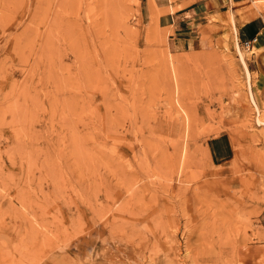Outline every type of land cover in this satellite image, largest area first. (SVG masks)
<instances>
[{
    "label": "rangeland",
    "instance_id": "374dc122",
    "mask_svg": "<svg viewBox=\"0 0 264 264\" xmlns=\"http://www.w3.org/2000/svg\"><path fill=\"white\" fill-rule=\"evenodd\" d=\"M255 17L175 54L143 0H0V264H264Z\"/></svg>",
    "mask_w": 264,
    "mask_h": 264
},
{
    "label": "crops",
    "instance_id": "0c3cea01",
    "mask_svg": "<svg viewBox=\"0 0 264 264\" xmlns=\"http://www.w3.org/2000/svg\"><path fill=\"white\" fill-rule=\"evenodd\" d=\"M232 0H143L145 12L152 14L167 32L168 49L175 54L201 48L206 43L203 37L213 32L211 15ZM242 40L257 37L253 45L257 52L250 60L251 72L256 74V89L259 105L264 107V21L252 18L241 26H235Z\"/></svg>",
    "mask_w": 264,
    "mask_h": 264
},
{
    "label": "built area",
    "instance_id": "2783aa9c",
    "mask_svg": "<svg viewBox=\"0 0 264 264\" xmlns=\"http://www.w3.org/2000/svg\"><path fill=\"white\" fill-rule=\"evenodd\" d=\"M257 41V37L256 36H253L249 39H245L242 41V45L248 49V50H251L253 48V45L256 43Z\"/></svg>",
    "mask_w": 264,
    "mask_h": 264
},
{
    "label": "bare ground",
    "instance_id": "6f19581e",
    "mask_svg": "<svg viewBox=\"0 0 264 264\" xmlns=\"http://www.w3.org/2000/svg\"><path fill=\"white\" fill-rule=\"evenodd\" d=\"M244 64H245V63H244ZM263 109H264V107H263ZM257 121H258V123L264 125V115L261 116V117L259 116V117L257 118Z\"/></svg>",
    "mask_w": 264,
    "mask_h": 264
}]
</instances>
